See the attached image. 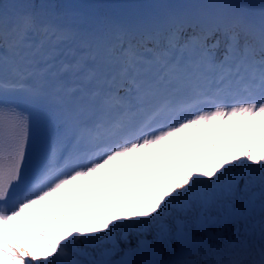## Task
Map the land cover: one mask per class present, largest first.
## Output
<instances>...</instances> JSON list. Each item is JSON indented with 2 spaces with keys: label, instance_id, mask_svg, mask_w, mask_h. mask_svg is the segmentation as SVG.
<instances>
[{
  "label": "snow or ice",
  "instance_id": "snow-or-ice-1",
  "mask_svg": "<svg viewBox=\"0 0 264 264\" xmlns=\"http://www.w3.org/2000/svg\"><path fill=\"white\" fill-rule=\"evenodd\" d=\"M228 75L242 98L183 115ZM237 120L264 126V0L0 2V264H264V137L200 167H113ZM70 184L97 195L61 209L65 227L29 219Z\"/></svg>",
  "mask_w": 264,
  "mask_h": 264
},
{
  "label": "rangeland",
  "instance_id": "rangeland-1",
  "mask_svg": "<svg viewBox=\"0 0 264 264\" xmlns=\"http://www.w3.org/2000/svg\"><path fill=\"white\" fill-rule=\"evenodd\" d=\"M213 127L216 128V125H208V127H205V129H211ZM205 129H202L199 132V135L190 139L189 142L183 143L179 148L174 149L171 155H169L168 153L173 149H165L163 154L159 150H153L152 152L141 155L142 160L139 163V167L128 165L127 167H124L122 169L120 168L118 171V176L127 177L131 176L132 173H140L141 171L148 174H159L160 172L171 168L172 161L174 159H183L188 162H194L197 167H200V158L203 156H215L224 151L234 153V148H236V150L239 152L240 143L246 144L249 139H252L258 145L260 143V138L264 137V126L261 125L259 120L249 121L244 125H240V127L229 129L230 135L229 133H226L225 130L218 129V131H216L215 133L207 135L205 134ZM213 145H215V147H213ZM145 160H147L148 163H145ZM122 164H124V161L121 159L117 164H114L113 167ZM118 186L122 193H124L125 195L128 194V189L123 179L118 181ZM67 187L68 185L66 186V189ZM96 195V189L77 188L75 194L67 193L64 197V202L55 206L56 215H49L50 210L47 207L44 208V212L41 215H36L31 209L26 210V215L33 221V223L37 224L38 226L43 227L47 224L56 222V227L57 229H59L60 226L64 225L58 222L61 209H67L69 212H71L73 211V209L71 208V204L73 201H75V203L77 204H87L89 203L88 198L94 197ZM106 195L111 198L112 193L106 192ZM44 216H47L48 219H43ZM60 219H65V221H67L69 218Z\"/></svg>",
  "mask_w": 264,
  "mask_h": 264
},
{
  "label": "trees",
  "instance_id": "trees-1",
  "mask_svg": "<svg viewBox=\"0 0 264 264\" xmlns=\"http://www.w3.org/2000/svg\"><path fill=\"white\" fill-rule=\"evenodd\" d=\"M0 1H2V0H0Z\"/></svg>",
  "mask_w": 264,
  "mask_h": 264
}]
</instances>
